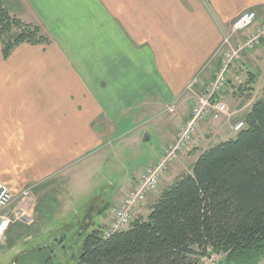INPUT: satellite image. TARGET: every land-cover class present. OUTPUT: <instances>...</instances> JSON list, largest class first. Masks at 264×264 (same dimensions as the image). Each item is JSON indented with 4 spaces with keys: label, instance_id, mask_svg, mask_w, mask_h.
<instances>
[{
    "label": "crops",
    "instance_id": "0c3cea01",
    "mask_svg": "<svg viewBox=\"0 0 264 264\" xmlns=\"http://www.w3.org/2000/svg\"><path fill=\"white\" fill-rule=\"evenodd\" d=\"M10 2L13 15L39 26L49 39L47 45H20L7 59L0 43V183L16 205L34 199L29 216L23 211L25 218L41 212L39 195L53 191L59 178L82 183L96 170L109 140L125 125L144 130L163 124L154 128L159 145L149 163L125 179L116 207L187 122L193 98L216 72L210 60L233 21L247 11L255 12L256 26L264 20V0ZM256 26L236 40L251 36ZM240 67L227 72L232 85H238L225 97L229 117L221 118L222 125L201 124L193 143L161 177L158 191L148 196L147 209L139 211L144 219L164 190L191 173L203 151L230 139L226 127L233 133L231 127L264 99V46L246 53ZM168 107L174 113L161 116ZM20 224L9 228L0 248H6L12 228ZM32 248L16 251L11 264Z\"/></svg>",
    "mask_w": 264,
    "mask_h": 264
},
{
    "label": "trees",
    "instance_id": "16d2710c",
    "mask_svg": "<svg viewBox=\"0 0 264 264\" xmlns=\"http://www.w3.org/2000/svg\"><path fill=\"white\" fill-rule=\"evenodd\" d=\"M0 43L7 59L20 45H47L36 25L13 15L0 0ZM84 236L77 264H198L212 254L226 264L264 259V99L251 106L245 127L203 151L190 174L164 190L146 219L103 239Z\"/></svg>",
    "mask_w": 264,
    "mask_h": 264
},
{
    "label": "rangeland",
    "instance_id": "374dc122",
    "mask_svg": "<svg viewBox=\"0 0 264 264\" xmlns=\"http://www.w3.org/2000/svg\"><path fill=\"white\" fill-rule=\"evenodd\" d=\"M8 7L9 9L11 8L10 0L8 2ZM212 61L214 62L213 64L217 65L216 61L211 58L210 62ZM235 67L241 69L239 65H236ZM237 72L239 71L237 70ZM241 81L244 82V80ZM236 86L238 85H233V89H235ZM258 87V85L255 86V88ZM170 108L171 107H168L167 111L165 112L161 110V112H163L161 116L166 114H173L174 112H169ZM227 108L228 112L230 113L228 106ZM188 120H190V115L188 117ZM221 121L222 120L220 119L214 122L222 125ZM154 125L155 130L162 129L163 127V124L157 122L154 123ZM154 128L152 124L146 125L144 130H141V128L134 129L131 128V126L129 127L128 125H125L121 133H116L113 136V139L109 140L111 146H109L110 144H108V148L104 150V152L107 153L101 154V163L96 168V170H93L90 173L89 176H85L82 179V183L78 182L77 179L70 180L68 182V180L59 178L53 186V191L48 192V194L45 196L39 195L42 196L40 206L41 212L39 211L38 214H33L34 217L32 218L28 217L22 219V223L25 224L21 223L20 228H12L13 233H11L6 239V248H0V264H11V261L17 255L16 251H20V253L24 252L30 247L36 245L39 240L44 237L50 230H53L55 228L59 229L66 224L71 225L68 231L69 238L67 243L69 241H72V239L75 238L74 236H72V234H74V230L77 229L76 226L78 222L80 220H84L86 215L84 214V210L86 213V210L88 207H90V204L92 206L91 208H93V211H96L98 209L100 210L101 208L104 209V207L109 205V202L111 203L110 206H108L107 210H104V213L100 215H98V213H95L92 216L91 220L96 223L92 226H88L83 231L80 237L85 236L86 232L89 229L91 230L92 228H99L103 225L104 227L108 226L109 222L106 224V220L110 216V210L112 209L113 202L120 195V186L129 175L134 174L136 171H139L141 167L149 163L147 162V160L150 158V154H152V149L159 145L155 144L158 141V136L157 133L153 132ZM146 133L150 135V139L144 141ZM225 134V137L233 138L235 133H231L226 127ZM212 140L215 139L213 138ZM157 149L158 148H156L155 150ZM62 182H64L65 184H62ZM47 199H50L51 202L55 201L56 203L50 204L48 201H46ZM36 200L37 199L35 198V201ZM100 202L102 204H106L101 207ZM33 203L35 204L34 199L30 198V200L26 202V205L22 204L21 206L22 211L27 212L28 216L29 210L31 209L30 205L33 206ZM46 204L49 205V208H47V210L45 208ZM145 208L146 205L142 208V210ZM43 211H45V213H42ZM136 218L144 219L142 213L137 215ZM56 232H53V235H55ZM79 244H81V242ZM73 253L77 254L78 252L73 251ZM36 258L40 262L41 257L39 255H36ZM36 258L32 255L27 254L26 256L19 258L16 264H39ZM198 264L226 263L223 255L212 254L211 257H209V260L200 259ZM260 264H264V259L260 262Z\"/></svg>",
    "mask_w": 264,
    "mask_h": 264
},
{
    "label": "built area",
    "instance_id": "2783aa9c",
    "mask_svg": "<svg viewBox=\"0 0 264 264\" xmlns=\"http://www.w3.org/2000/svg\"><path fill=\"white\" fill-rule=\"evenodd\" d=\"M256 21L257 17L253 11L244 12L233 21L229 34L223 38L213 56L217 63V71L193 98L190 120L180 127L175 140L158 152L156 162L141 173L132 191L126 194L116 207H112L110 222L103 228V239H109L128 229L145 205L148 196L157 192L160 179L168 171L169 166L193 143L203 122L229 117L224 98L232 86L226 74L230 67L244 64L246 53L264 46V20L259 21L258 26ZM254 26L257 28L251 36L236 40L241 32ZM244 127V121H239L231 129L238 133ZM24 218L21 206L15 204L10 190L0 183V245L4 243L9 228L22 223Z\"/></svg>",
    "mask_w": 264,
    "mask_h": 264
},
{
    "label": "flooded vegetation",
    "instance_id": "af4514ba",
    "mask_svg": "<svg viewBox=\"0 0 264 264\" xmlns=\"http://www.w3.org/2000/svg\"><path fill=\"white\" fill-rule=\"evenodd\" d=\"M92 203V202H91ZM106 203H101V207L105 205ZM90 207L87 208L86 213L84 210L85 218L84 220H80L76 226L77 229L74 230V236L75 238L72 239V241H68L69 238V224H66L59 229H56L57 231L55 235H53L52 230H50L44 237H42L39 242L33 246L32 250L25 253L24 255L30 254L36 258V255H39L40 262L39 264H77L81 258H82V248L81 244L83 241V237H80L83 233V231L88 227L94 225L96 222H94L92 219V216L95 213L101 214L102 208L96 211H93V208ZM91 213V214H90ZM104 213V212H103ZM91 228V227H90ZM90 230V229H89ZM88 230V231H89ZM87 231V232H88ZM86 232V234H87ZM81 242V244H79ZM73 251L78 252L77 254L73 253Z\"/></svg>",
    "mask_w": 264,
    "mask_h": 264
},
{
    "label": "water",
    "instance_id": "95a60500",
    "mask_svg": "<svg viewBox=\"0 0 264 264\" xmlns=\"http://www.w3.org/2000/svg\"><path fill=\"white\" fill-rule=\"evenodd\" d=\"M109 204V203H108ZM108 207V205L106 207H104V209L101 212H104V210H106V208ZM100 215V214H99Z\"/></svg>",
    "mask_w": 264,
    "mask_h": 264
}]
</instances>
